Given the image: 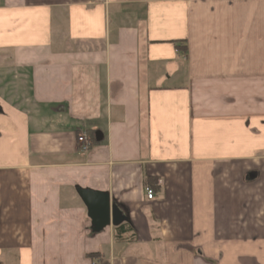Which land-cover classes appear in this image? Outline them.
Masks as SVG:
<instances>
[{
  "label": "crops",
  "instance_id": "0c3cea01",
  "mask_svg": "<svg viewBox=\"0 0 264 264\" xmlns=\"http://www.w3.org/2000/svg\"><path fill=\"white\" fill-rule=\"evenodd\" d=\"M0 105V264H264V0H0Z\"/></svg>",
  "mask_w": 264,
  "mask_h": 264
},
{
  "label": "water",
  "instance_id": "95a60500",
  "mask_svg": "<svg viewBox=\"0 0 264 264\" xmlns=\"http://www.w3.org/2000/svg\"><path fill=\"white\" fill-rule=\"evenodd\" d=\"M0 113L2 107L0 105ZM76 192L88 210L91 219V230L94 234L101 233L107 227H119L130 223L129 215L115 202L111 201L108 192L94 191L76 187Z\"/></svg>",
  "mask_w": 264,
  "mask_h": 264
},
{
  "label": "built area",
  "instance_id": "2783aa9c",
  "mask_svg": "<svg viewBox=\"0 0 264 264\" xmlns=\"http://www.w3.org/2000/svg\"><path fill=\"white\" fill-rule=\"evenodd\" d=\"M79 149L81 153H87L91 149V143L88 141L86 136H80L78 138ZM148 199L152 200L155 197V193L151 189H146Z\"/></svg>",
  "mask_w": 264,
  "mask_h": 264
},
{
  "label": "trees",
  "instance_id": "16d2710c",
  "mask_svg": "<svg viewBox=\"0 0 264 264\" xmlns=\"http://www.w3.org/2000/svg\"><path fill=\"white\" fill-rule=\"evenodd\" d=\"M182 44L181 42L178 44V50L179 51H185L187 49L186 45H180ZM146 185L148 186V188L152 189L154 191V189L156 188L154 185H153V182L151 181V179L146 182ZM126 224H122L121 226L119 227H116V233H119L121 232L122 228L125 226ZM89 258L93 259V260H97V259H100L101 258V254L100 253H93V254H90L88 255Z\"/></svg>",
  "mask_w": 264,
  "mask_h": 264
},
{
  "label": "bare ground",
  "instance_id": "6f19581e",
  "mask_svg": "<svg viewBox=\"0 0 264 264\" xmlns=\"http://www.w3.org/2000/svg\"><path fill=\"white\" fill-rule=\"evenodd\" d=\"M146 189H150V188H146ZM152 190V189H151ZM146 192V191H145ZM154 192V191H153Z\"/></svg>",
  "mask_w": 264,
  "mask_h": 264
}]
</instances>
